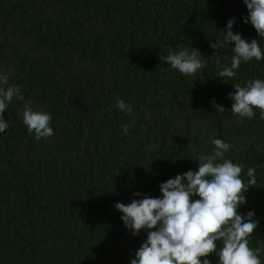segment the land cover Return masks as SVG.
Here are the masks:
<instances>
[{"label": "trees", "instance_id": "16d2710c", "mask_svg": "<svg viewBox=\"0 0 264 264\" xmlns=\"http://www.w3.org/2000/svg\"><path fill=\"white\" fill-rule=\"evenodd\" d=\"M247 15L243 0H0L3 87L24 96L0 133V264H131L148 230L134 236L115 204L161 197L159 185L198 170L214 139L231 145L224 159L243 167L245 184L256 169L238 212L254 211L249 247L264 246V119L255 108L240 119L229 97L235 84L264 80V59L223 83L216 61L230 67L234 45L210 47L235 17L232 30L264 52ZM192 47L207 64L195 78L160 59ZM25 104L51 114L52 136L29 133Z\"/></svg>", "mask_w": 264, "mask_h": 264}, {"label": "clouds", "instance_id": "9594fccd", "mask_svg": "<svg viewBox=\"0 0 264 264\" xmlns=\"http://www.w3.org/2000/svg\"><path fill=\"white\" fill-rule=\"evenodd\" d=\"M248 15L243 17L244 23H251L258 36L264 38V0H243ZM236 18H230L226 30H221L223 43L217 38L210 43L213 49H220L233 44L235 55L231 66L222 65L217 59L218 75L223 83H228L237 75L242 62L264 59V52L257 39L248 41L234 32ZM212 55L219 56V52ZM173 69L182 76L195 78L199 70L207 67L204 56L198 49H182L162 56ZM8 74H0V133L8 128L3 113L15 97L24 100L19 86H8ZM234 91L229 93L233 101L231 111L240 119L253 118L254 108L260 110L264 119V80L252 79L246 86L233 85ZM219 113H224L223 106L212 101ZM117 107L130 114L132 108L123 100L117 101ZM51 114L34 111L30 104H25L23 123L29 133H35L37 140L53 135L49 126ZM127 132V127L124 129ZM214 151L209 155H201L198 170H189L176 175L159 185L161 197L145 196L133 199L130 204L117 202L115 208L121 216L126 228L138 236L142 229H147V239L135 252L131 264H211L207 258L213 253L218 256V264H261L259 254L264 246L255 249L249 247V237L258 227L254 219L255 213L250 210L246 215L238 212L246 203L244 195L249 187L257 184L256 169L248 168L247 184L242 180L243 167L224 159L231 145L221 139H214ZM222 160V163L217 161ZM134 196L141 195L133 193ZM193 197H198L193 199ZM217 241L223 243L217 253ZM204 258V259H201Z\"/></svg>", "mask_w": 264, "mask_h": 264}]
</instances>
